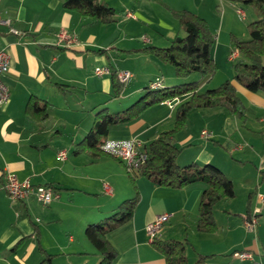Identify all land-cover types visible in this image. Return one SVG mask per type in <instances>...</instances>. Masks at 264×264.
<instances>
[{"label": "crops", "instance_id": "1", "mask_svg": "<svg viewBox=\"0 0 264 264\" xmlns=\"http://www.w3.org/2000/svg\"><path fill=\"white\" fill-rule=\"evenodd\" d=\"M144 1H135L137 7H132L126 13L128 22L139 21L137 18L146 20L140 14V6ZM150 1L163 4L166 0ZM169 1L168 10L174 16L175 23L173 21V26L163 21L160 23L165 31H169L167 41L172 42L176 35L182 33L176 12L186 10L202 18L208 17V0ZM211 1L218 2L223 8L215 56L223 52L222 49L229 51L230 55L237 52L234 60L237 61L240 55L231 44L236 41L233 34L234 22L237 11L244 12L245 9L235 0ZM251 10L246 9V13L253 21L255 16ZM86 18L88 17L79 12L63 9L62 0H0V19L10 20L11 29L19 32L14 34L8 26L0 24V49L9 58V70L4 76V82L10 91L9 102L0 107V264H30L29 261L33 260V264H40L48 255H52V259L61 251L68 256L67 260L77 257L78 260H84L81 264H85L89 252L84 245L75 251L74 245L82 242L77 234H84L85 227L102 215L104 204L100 202L97 193H105L104 183L114 189L108 197L112 203L109 208H105L104 215L115 212L122 201L137 197L132 218L106 236L116 254L112 264H166L164 255L153 241L167 239L182 241L186 246L187 260L189 262L191 259L192 264L199 259H202V264H264V196H261L264 194V153L252 152L253 157L246 155L244 158L250 161L254 170V177L248 182L246 212L244 209H232L229 203L225 204L228 200L234 201L236 196L222 200L213 208L216 229L203 233L197 229L199 202L205 188L203 184L169 189L155 186L145 177L135 176L131 178L134 185L132 188L122 169V161L102 151L87 149L84 145L82 135L91 130L94 121L102 114L122 113L134 103L135 96L143 95V89L152 82H160L161 88H165L181 80L174 75L173 68H167L168 64L143 51L147 46H157L156 44L145 38L143 45H135L133 40H129L122 52L137 60L143 56L141 53L147 55V72L143 73L139 82V72L133 67L124 66L122 69L129 71L132 78L125 88L116 93L118 96L114 97L110 76L98 77L95 69L109 65L115 71L121 70L118 60L111 54H107L104 59L99 53L101 41L92 34L91 28L100 22ZM105 26L109 28L113 24ZM177 26L178 33L174 34ZM224 26L230 32V40H222ZM209 28L213 31V28ZM240 38L239 41L249 40L244 36ZM151 60L154 65L149 67ZM209 81L210 79L202 80L197 89L199 93L213 89H208L212 85ZM231 83L237 95L264 110V93H251L236 81L232 80ZM188 98L189 96L165 101L147 108L131 123L112 128L106 140L138 138L148 145L161 133L173 129L176 110ZM33 105L45 108L47 115L33 114ZM239 105L243 107L241 100ZM111 106L113 111L109 110ZM254 109L255 107L250 109L252 113H255ZM196 112L206 114L202 117V124L197 127L193 125V120L198 116ZM237 120L235 114H230L224 108L191 110L182 128L174 135L173 143L181 149L177 165L213 164L225 173L220 163L226 161L227 155L223 153L225 148L220 143L222 139L230 141L240 133L241 127ZM204 129L212 132L213 137L210 139L215 146L210 145L209 139L204 141L199 137ZM235 150L242 151L239 145L235 146ZM61 152L66 154L65 159L59 158L58 154ZM112 159L122 165L115 163V167H110L103 175H87V168L100 167L103 162L111 166ZM241 161L239 160L240 163ZM7 173L15 175L20 181L28 179L33 187L52 188L59 193L60 198L47 206L39 205L32 198L24 202L12 201L4 190V176ZM115 178L122 181V190L114 185ZM78 194L97 199L88 209L77 208L80 211L75 213V223H68L69 217L65 210L75 208ZM254 206L255 211L259 212L255 214L257 224L254 230H249L245 226L249 217L246 215L253 213ZM163 214L169 215V219L151 241L145 228L156 216ZM67 217L68 220H64ZM187 223L189 233L186 231L184 240L168 236L169 232L177 227L187 226ZM56 225L67 227V245L55 237V232L59 233L54 228ZM65 250L68 251L67 254ZM243 252L250 253L251 259L241 260L236 256ZM96 254L98 257L89 264H99L101 256ZM51 263L53 264L52 260Z\"/></svg>", "mask_w": 264, "mask_h": 264}, {"label": "trees", "instance_id": "2", "mask_svg": "<svg viewBox=\"0 0 264 264\" xmlns=\"http://www.w3.org/2000/svg\"><path fill=\"white\" fill-rule=\"evenodd\" d=\"M249 6L255 19L248 25L250 39L234 42L242 61L234 65L235 81L251 93H264V0H235ZM63 9L79 12L82 16L95 19L103 25L110 26L116 19L115 9L102 0H62ZM180 21L182 35L174 37L170 46H147L144 52L152 54L157 60L173 68L174 75L179 79H188L197 74L198 80L173 87L161 88L160 82H152L145 88L146 92L139 96L132 105L122 113H106L94 121L93 127L83 138L87 149L100 151L109 131L114 127L131 123L147 108L189 96L177 108L175 125L172 130L161 133L154 141L145 145L148 159L135 175L150 180L155 186L169 189H181L195 183L204 185L199 202L197 229L203 233L213 232L216 224L213 218V208L222 200L235 197L232 181L225 173L213 164L199 165L191 163L179 166L176 163L181 149L173 143L174 135L185 123L187 114L194 109L224 108L237 113L240 99L231 81L226 80L218 87L198 92L202 80L210 79L216 70L212 55L214 36L207 22L201 16L190 12H176ZM110 68V76L117 97L123 84L119 82L116 71ZM158 83V86L153 84ZM61 87H63L61 85ZM117 93V94H116ZM106 110V109H104ZM33 114L46 116L45 108L33 105ZM102 153V152H101ZM95 155V154H93ZM137 197L122 201L115 214L104 222L86 226L84 235L93 245L101 259L99 264H112L116 258L115 251L106 240L107 234L128 222L134 213ZM165 257L166 264H189L186 256V246L182 241L167 239L153 241ZM52 255H48L40 264H52ZM201 258V257H200ZM194 264H202L199 259Z\"/></svg>", "mask_w": 264, "mask_h": 264}, {"label": "rangeland", "instance_id": "3", "mask_svg": "<svg viewBox=\"0 0 264 264\" xmlns=\"http://www.w3.org/2000/svg\"><path fill=\"white\" fill-rule=\"evenodd\" d=\"M102 1L108 2L110 5H112V7L115 9L117 21L113 24L112 27H109V28H107L105 25L101 23L91 28L92 29L91 31H93L92 34L96 36L99 42L101 41V45H100L101 51L99 53L102 54L104 59L106 58L107 54L109 55L111 54V56L116 58L118 60V64L120 66L121 71L124 70L122 69L124 68V66L135 68L136 71L139 72L138 81L141 82L140 77L143 75V73L147 72L146 63L149 61V58L147 57V55H144L142 53L141 55L143 56H140L138 60L137 58L135 59L130 58L126 56L125 53L122 52V50H125L122 48H126L129 40L130 41L133 40V44L135 45H143L144 38L147 40H150L151 42H153L154 44L160 47L170 46L171 42L167 41V38H168L167 33L169 31H165V28L160 24L162 21L170 25L172 24V26H173V21L175 23V20H174L175 18H173L174 16L171 15L168 10L170 1L169 0L163 1L162 2L164 4L163 5V4H160V2L157 3L156 1L145 0L140 6V14L142 16H145L146 20H143L144 18L143 19L137 18L139 21L132 20L130 22L126 20V13L132 10V7L137 5L135 3V1L137 0H102ZM198 4L200 6V2H198ZM207 8H208L207 9L208 17L207 19L205 17L204 18H205V21L208 23V25L210 23L209 27L213 28L212 34L214 36V46H213L212 55H213L214 62L216 65L215 73L210 78V81H209L210 84H212L210 87H208L209 89V88H214V86H218L219 84H222L227 79H229V81L231 82L232 80L235 81L234 65L236 62L242 61L243 59L239 58L237 61L229 62L228 61L230 57L229 51L225 52L223 49H222L223 52H219L217 57L215 56V50L218 45V35H219L221 25H222L221 22H222L223 8L221 5H218V2L214 3L211 0H208ZM241 8L245 9L244 12H245L246 18L243 20L237 14V17L235 18V22H234L235 23L234 29H233L235 40H238V38L241 39L240 38L241 36H244L245 38L250 39L248 25L251 22V20L248 18L246 9H249L250 11L251 8L243 4H241ZM86 19H89V18H86ZM132 25H134L133 28H132ZM222 30H223L222 40L226 38L227 39L231 38L230 32H227L228 29L226 28V26H224ZM173 33L174 34L178 33V26L176 27L175 31H173ZM180 34L182 35L183 33H180ZM132 35L133 37H131ZM226 40L224 41L226 42ZM231 44L234 45V42H231ZM153 63L154 61L151 60L149 67H152L154 65ZM262 65H264V57H262ZM104 66H109V65H104ZM170 67H171L170 65L167 66L168 69L172 70V67L171 68ZM163 71L167 72L166 69H164ZM199 78H200L199 75L194 74L193 76L189 77L187 80L181 79L180 82H178L175 85L169 86V87L178 86L180 84H185V83H190L194 80H198ZM145 87H147V85L144 86V88ZM142 92L145 93L146 89H143ZM238 96L242 102L243 107L241 106L240 108L238 107L237 113L230 111V114L233 113L236 115L238 119L237 121L241 127V131L240 133L238 132L236 135H234V137L230 139V141H226L225 139H222L220 144L223 145L222 148H225V151H223V153H225L227 156H226V161H222V163H220L221 164L220 166L224 168L225 174L232 180V183L234 186V192L236 196L234 201L228 200L225 204L229 203V205L232 206V209L233 208L238 209V210L244 209L246 212L247 206H248V189H247L248 182L249 180L253 179L254 170H253V167L250 161L244 158L246 157V155H251L253 157L252 152L264 153V110L257 108L254 104H252L245 97H241L239 94ZM138 97L139 96H135L134 100H136ZM131 102L132 101H130V103ZM252 107H255L254 109L255 113L251 112L250 109ZM109 110L113 111L112 106L110 107ZM196 113L198 114V116L195 118V120H193L195 121L193 124L195 127L200 126L202 124V121H203L202 117L206 115L205 112H196ZM201 132L199 134V137L201 136ZM87 135H88V131L84 133V135H82V139L87 137ZM243 137H245L246 139H243ZM202 140L206 141L207 139H202ZM246 140H249V141H246ZM209 142L211 146H215L214 142H212L211 139H209ZM238 145L242 149L241 152H238L239 150H235V146H238ZM239 160H242L241 163L239 162ZM112 161L113 162L111 166H109L108 164H105L106 162H103L100 167L87 168V175L92 176L95 173L100 174V175L105 174L104 172L109 171L108 169H110V167L111 168L115 167L114 166L116 165L115 163H119L113 159ZM118 165H122V164L119 163ZM123 167L124 168L122 169L127 174L125 175L127 176L129 183L132 185V188H134V185L132 183L133 179H131L130 174L126 171L125 166ZM253 183L254 182L252 181V184ZM114 185H116L119 190H122V188L124 187L122 181L119 178L114 179ZM252 186L254 188V185ZM77 196H78L76 198L77 203L74 205L75 208L70 207L69 209L65 210L67 212L66 216L69 217L68 223H75L74 221L75 213L80 211V209H77V208L84 207L88 209V207H91L96 201L95 200L96 197L95 198L88 197V196H84V194H78ZM261 196H264V194H262ZM97 197L100 199V202L104 204V208L101 209L102 215H100V217L97 218L98 220H96L94 223H91L93 225H98L104 222L107 218L115 214V212L107 213L106 215H104L103 213L107 208L110 207L112 203L108 198L110 197L109 195L99 192L97 193ZM252 210H253V213L250 215L247 214L246 216H254L256 207L254 206ZM215 212L216 211L214 210V213ZM68 217L65 218L64 220H68ZM187 224H188L187 226L183 225V226L175 228L173 231L168 233L169 234L168 236H171L170 238H181V239L183 238L184 240V237L189 231V223ZM54 228L59 230V233L55 232V235H56L55 237L58 238L61 243H64L65 245H67L68 235L65 233L67 227L65 226L61 227V226L56 225ZM82 234H83L82 232L77 234L78 236L77 238L79 239V236H80L81 237L80 239H82V242H77L74 245V248H76L74 250L77 251L79 250V248H81L84 245L85 250L89 252L90 254L88 258L86 259L85 264H89V263H92L95 257L96 258L98 257V254H96L97 252L95 251V248L93 247V245L87 240L84 234L83 236ZM70 250L73 251V248H71ZM65 252L67 254L68 251L65 250ZM188 253H190V251H188ZM67 257L68 256L64 255L61 251V253L53 257L51 260L53 264H67L69 262L71 264H81L80 262L84 261V260H78L77 257L67 260ZM189 260H190L189 264H192V260L191 259ZM34 262L35 260H33V262L29 261L30 264H33ZM13 264H16V263L13 262Z\"/></svg>", "mask_w": 264, "mask_h": 264}, {"label": "built area", "instance_id": "4", "mask_svg": "<svg viewBox=\"0 0 264 264\" xmlns=\"http://www.w3.org/2000/svg\"><path fill=\"white\" fill-rule=\"evenodd\" d=\"M239 16L244 19L245 15L242 10L237 11ZM0 24L6 25L10 28V30L14 34H19L14 29H11L10 20H2L0 19ZM64 39V37H62ZM66 40V39H64ZM74 41V40H73ZM69 44H72L69 40H67ZM237 58V52H232L229 61H234ZM9 70V58L6 52L0 49V107L6 105L10 100V91L7 85L4 82V76ZM110 68L108 66H104L101 68L95 69V75L98 77L109 75ZM116 76L120 83L123 84L125 88L132 75L129 71H116ZM153 86H158V83L153 84ZM201 137L203 139H210L213 137V134L207 130L201 132ZM100 150L108 154L116 159H119L123 162L126 171L130 175H135V173L139 170V168L146 163L148 159V154L145 150V144L138 138H132L128 140L116 141V140H105ZM60 159H65L66 154L61 152L58 154ZM4 190L12 201L15 202H24L28 199H34L36 202L43 206H47L53 201H56L60 198L59 193L49 187H33L30 181L24 180L20 181L15 175L7 173L4 176ZM103 190L107 195H112L111 187L104 183ZM259 213L255 211V214ZM169 219V215L163 214L156 216L154 220L146 226V232L151 241L155 239L159 231L161 230L164 223H166ZM257 224L256 216L247 217L245 226L249 230H254ZM239 259H251V254L248 252H243L236 254Z\"/></svg>", "mask_w": 264, "mask_h": 264}]
</instances>
